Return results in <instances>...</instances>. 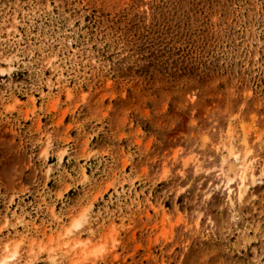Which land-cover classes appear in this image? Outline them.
I'll list each match as a JSON object with an SVG mask.
<instances>
[{
    "label": "rangeland",
    "instance_id": "obj_1",
    "mask_svg": "<svg viewBox=\"0 0 264 264\" xmlns=\"http://www.w3.org/2000/svg\"><path fill=\"white\" fill-rule=\"evenodd\" d=\"M0 264H264V0H0Z\"/></svg>",
    "mask_w": 264,
    "mask_h": 264
}]
</instances>
